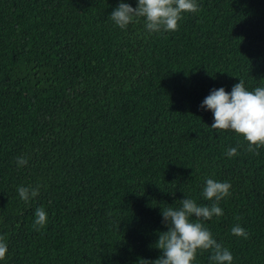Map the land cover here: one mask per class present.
<instances>
[{
    "label": "trees",
    "instance_id": "trees-1",
    "mask_svg": "<svg viewBox=\"0 0 264 264\" xmlns=\"http://www.w3.org/2000/svg\"><path fill=\"white\" fill-rule=\"evenodd\" d=\"M121 2L138 4L0 0V264L155 260L162 208L185 197L210 205L206 178L232 194L205 226L233 264H264V147L247 151L200 107L240 79L264 87V0H196L199 12L160 33L143 18L120 29L110 14ZM21 186L39 195L25 203ZM37 207L48 214L40 231Z\"/></svg>",
    "mask_w": 264,
    "mask_h": 264
},
{
    "label": "clouds",
    "instance_id": "clouds-1",
    "mask_svg": "<svg viewBox=\"0 0 264 264\" xmlns=\"http://www.w3.org/2000/svg\"><path fill=\"white\" fill-rule=\"evenodd\" d=\"M200 11L196 0H138L134 8L129 3L121 2L111 12L110 18L124 30L130 23L145 21L149 33L175 32L179 30V21L185 13ZM211 110L214 123L210 126L218 131H234L248 142L247 151L259 155L258 149L264 147V87L248 90L243 79L234 84L230 92L224 87L214 88L200 105ZM239 146V145H238ZM238 147H229L228 157L238 155ZM18 167L28 164L26 157H17ZM231 183L206 178L203 197L211 201L210 205H200L193 198L180 199V207H163V223L167 231L159 232L155 247L161 255L155 260L141 258L139 264H193L198 252H210L212 264H233L232 252L217 242L211 230L203 221L221 217L224 210L219 202L231 196ZM18 193L25 203L39 195V186L19 187ZM33 227L40 231L48 221V214L43 207L35 209ZM239 219V218H237ZM231 232L237 237L249 238L245 228L236 224ZM8 246L4 236L0 235V260L6 259Z\"/></svg>",
    "mask_w": 264,
    "mask_h": 264
}]
</instances>
